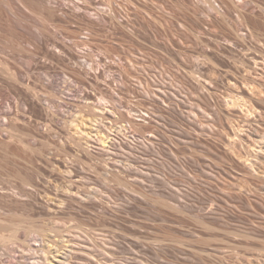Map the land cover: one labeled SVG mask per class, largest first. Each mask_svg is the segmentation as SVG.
I'll list each match as a JSON object with an SVG mask.
<instances>
[{
	"label": "rangeland",
	"instance_id": "1",
	"mask_svg": "<svg viewBox=\"0 0 264 264\" xmlns=\"http://www.w3.org/2000/svg\"><path fill=\"white\" fill-rule=\"evenodd\" d=\"M100 3L99 25L71 11L53 23L70 43L88 42L99 79L67 81L62 63L33 69L66 99L52 121L2 71L34 85L28 61L39 51L0 17V124L11 103L15 133L34 143L0 142V184L22 194L0 197V232L34 233L24 248L0 243V264L41 263L35 241L56 236L47 258L65 253L67 264H264V0ZM82 95L115 112L107 139L83 140L88 151L60 135L67 122L79 136Z\"/></svg>",
	"mask_w": 264,
	"mask_h": 264
},
{
	"label": "bare ground",
	"instance_id": "2",
	"mask_svg": "<svg viewBox=\"0 0 264 264\" xmlns=\"http://www.w3.org/2000/svg\"><path fill=\"white\" fill-rule=\"evenodd\" d=\"M100 2L101 0H0V10L3 11V13L0 11V17H5L7 29L13 34H20L21 36L26 37L27 42H29L35 50L39 51L36 54H31L28 61L29 77L32 79L30 82L34 83V85L26 83L23 74L21 72L11 71L9 67H7L8 65H5L3 67L4 69L2 68V71L6 74L7 79L10 80L15 91L18 92L20 89H22L23 91H26L28 94H30L32 108H41V110L46 113V116L50 121H52L50 112L54 107V104L56 102L65 104L66 99L63 100L58 94V82L55 81L52 76L46 72H41L36 76L35 72H33V69L49 68L50 65L53 66L55 63H62L65 64L69 69L68 74L70 76L66 78L67 81L74 77L78 80V82L82 83L84 82V78L87 79V76L88 78L91 76V73H95V78L99 79L97 73L100 72V74H102L100 65L101 63L99 64L98 62H91L87 54L83 52L84 47L89 45L88 42L70 43L67 38H63L61 36V30L54 26L53 23L64 21L66 18H68L71 11L75 14H80L81 17L88 21L89 26L99 25V23L102 21ZM110 2L112 3L113 0H110ZM34 13H40L42 15V19L33 20L34 18L30 15ZM115 17V14H112L111 18L115 19ZM56 50H58V52H56ZM40 53L43 56V60L38 62V59L41 58L39 56ZM1 63L3 65V62ZM114 65L115 62L113 61H110V63L107 64L108 67H113ZM74 78L72 80H74ZM37 83L43 84V86L48 89V94L44 96V98H39L38 93L36 92L35 86ZM14 97V94H9L7 100H12ZM21 105L23 107L26 106L25 103H21ZM72 105H74L73 107H75L77 111L76 118H78L77 127L79 130V136H76L69 131L67 122L62 123L63 128L60 135H63V137L68 142L74 144L77 148L81 149L82 151H86L87 149L84 147L83 140L85 138L87 141H90L94 138L104 140L108 133L106 128L108 124L106 123L111 124L114 122L113 116L115 115V112L112 110V108H108V100L105 97L91 100L89 97L82 95L75 102V104ZM4 110L7 121L5 119V123L0 124L1 144L9 145L18 143L22 147H29L30 145H33L34 143L32 141L26 142L22 135L15 133L17 129L14 124L15 118L11 103H7ZM127 118V122H130L129 120L131 119ZM88 130H90L89 133ZM39 131L48 133L53 130L52 127L50 129L47 128L44 130L39 126ZM93 133H95V137H92ZM61 154L63 155V151ZM64 154L67 155L68 153L66 152ZM60 163H62V165L66 168L65 171H67L68 163L63 161ZM51 165L53 166V164ZM75 186L76 183H72L71 189ZM68 194L70 195V193H67L66 195ZM0 197H11L15 202H19L22 194L16 189L5 188L0 184ZM2 209L3 208L0 207V214L5 213ZM10 230L12 234L10 233L11 237L8 239L0 232L1 244H8L10 241H12V238H15L16 240L20 241V245L22 247L23 245H28L26 242H28L27 240L29 239V236L34 234L32 231L21 232L15 225L11 226ZM56 237H47L48 239L45 241L41 238H38V240L35 241L33 246L35 248L31 250L36 254L40 252L43 259H41V263L38 261V264H54L52 262H55V264H67L65 253L62 256L59 254L52 256V260L50 261L47 258L49 253L55 254L56 252H59L57 247H60L59 242L61 240L59 241V239ZM50 248H54L55 251H49L51 250ZM57 257L60 259H57Z\"/></svg>",
	"mask_w": 264,
	"mask_h": 264
}]
</instances>
